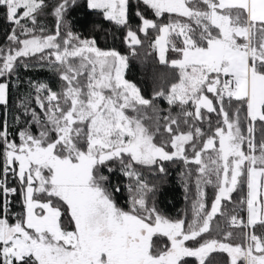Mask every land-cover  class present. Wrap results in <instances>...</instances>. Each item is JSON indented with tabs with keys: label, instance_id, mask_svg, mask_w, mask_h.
<instances>
[{
	"label": "snow or ice",
	"instance_id": "obj_1",
	"mask_svg": "<svg viewBox=\"0 0 264 264\" xmlns=\"http://www.w3.org/2000/svg\"><path fill=\"white\" fill-rule=\"evenodd\" d=\"M84 3L178 82L142 95L127 55L73 30L79 0H0V264H264V0ZM20 68L56 87L29 78L13 110ZM170 167L175 218L156 200Z\"/></svg>",
	"mask_w": 264,
	"mask_h": 264
},
{
	"label": "trees",
	"instance_id": "obj_2",
	"mask_svg": "<svg viewBox=\"0 0 264 264\" xmlns=\"http://www.w3.org/2000/svg\"><path fill=\"white\" fill-rule=\"evenodd\" d=\"M132 10L134 11V0ZM68 19L71 21L72 28L76 33L84 37L95 35L98 40V46L101 48H114L121 52V54L129 57V67L125 73V79L135 83L141 89L142 95L146 98H151L154 89L158 90L157 83L166 85L167 90V87H170L171 83L178 82V72L159 63L157 51L147 46L148 41H145L143 45L137 47V55L133 56L127 44L124 43V33L109 22L104 21L99 12L88 9L84 0H79V5L70 12ZM93 23L100 25V28L93 30ZM48 24L49 27L53 26L51 17L48 18ZM4 31L3 27H0V42L3 41ZM106 35L107 38L105 39ZM141 37L143 38V34H141ZM169 55L174 56V54ZM141 61L144 63L142 64ZM153 69L167 74V79L160 82L154 81ZM172 75H175L177 79L173 80ZM19 76L25 83L19 89L13 88L12 90L11 103L13 104V110H15L14 106L18 101V97L26 90V81L29 78L34 81L48 82L53 88L56 87L55 77L47 68H37L27 71L20 68ZM159 103L162 108L168 107L162 99ZM179 172V167H170L168 175L158 181V191L156 193L158 206L166 215L173 218L189 208V203L184 199L185 193L180 182ZM122 179L119 176L112 177L114 183L120 182ZM117 200L121 206H125V195L123 193L117 195ZM164 239L166 240V238ZM189 243L191 244V242ZM228 260L229 258L226 253H212L206 261V264H209V262L211 264H217L218 261H224L225 264H228ZM185 262L186 264H199V260L195 257L185 258Z\"/></svg>",
	"mask_w": 264,
	"mask_h": 264
},
{
	"label": "rangeland",
	"instance_id": "obj_3",
	"mask_svg": "<svg viewBox=\"0 0 264 264\" xmlns=\"http://www.w3.org/2000/svg\"><path fill=\"white\" fill-rule=\"evenodd\" d=\"M157 54H158V52H157ZM126 71H127V69L125 70V73H126Z\"/></svg>",
	"mask_w": 264,
	"mask_h": 264
}]
</instances>
